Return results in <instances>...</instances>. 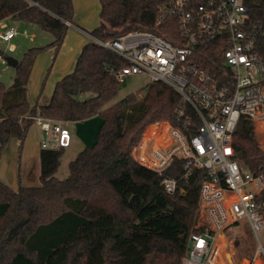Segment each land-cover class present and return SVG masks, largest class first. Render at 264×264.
I'll return each instance as SVG.
<instances>
[{
    "label": "trees",
    "instance_id": "trees-1",
    "mask_svg": "<svg viewBox=\"0 0 264 264\" xmlns=\"http://www.w3.org/2000/svg\"><path fill=\"white\" fill-rule=\"evenodd\" d=\"M98 2L99 25L90 32L96 38L148 31L179 44L174 18L155 23L158 0ZM73 16L72 0H0V22L34 25L54 37L24 53L10 88L0 83V159L10 139L23 144L33 125L28 116L63 123L102 120L94 143L69 161L65 178L57 177L64 149L59 147L40 149L39 186L14 190L0 180V264H181L189 236L200 231L194 224L206 172L194 169L185 179L183 160L175 159L159 175L132 155L148 125L176 124L179 97L163 83L149 82L141 99L131 94L111 104L121 86L114 72L123 62L88 41L73 71L55 83L49 101H28L34 60L47 47L58 52ZM212 55L220 64V56ZM43 86L44 81L38 97ZM232 145L240 163L264 170V150L250 121H239ZM163 177L176 179L181 191L166 193Z\"/></svg>",
    "mask_w": 264,
    "mask_h": 264
},
{
    "label": "built area",
    "instance_id": "built-area-1",
    "mask_svg": "<svg viewBox=\"0 0 264 264\" xmlns=\"http://www.w3.org/2000/svg\"><path fill=\"white\" fill-rule=\"evenodd\" d=\"M158 1L155 23L174 18L179 44L148 31L103 40L76 28L123 62L114 72L119 83L144 74L179 97L176 124L154 125L133 156L159 175L175 159L183 160L185 179L194 169L206 172L195 226L200 231L189 236L181 264H218L224 232L241 222L256 240L252 260L261 257L264 264V170L240 163L232 145L241 119L250 121L264 141V0ZM16 35L14 26H1V41ZM28 118L47 136L41 149L69 146L70 133L60 122ZM161 185L169 194L181 191L176 179L163 177Z\"/></svg>",
    "mask_w": 264,
    "mask_h": 264
},
{
    "label": "rangeland",
    "instance_id": "rangeland-1",
    "mask_svg": "<svg viewBox=\"0 0 264 264\" xmlns=\"http://www.w3.org/2000/svg\"><path fill=\"white\" fill-rule=\"evenodd\" d=\"M73 1L75 13L71 24L74 26L68 27L58 52L55 54L53 48L47 47L36 57L33 62L34 64L31 73V80L34 82V84H36V86H38V93L40 85L44 81V86L41 93L42 96H45L46 94H52L55 83L61 78L62 75L65 74L67 63L68 65H71V70L69 73L73 71L77 57L80 53L79 50L82 49L81 47L84 43L88 42L87 37L79 32L77 28L90 33L99 25L100 4L98 0ZM84 5L91 6V9L90 15L86 16V18H82L85 21L81 23L77 21L80 16L78 15V12L76 13V9L79 10V8L84 7ZM7 24L17 27L18 35H16L9 42H3L0 40V50L4 53V55L10 56L17 61H20L23 58V55L27 50L31 48L47 46L54 40L52 34L44 32L34 25L22 24L15 21H7ZM11 45H14L15 47L13 50L10 49ZM14 77L15 69L8 66L0 57V83H2L5 88L8 89L12 86ZM149 81L150 78L144 74L126 78L125 81L121 83L118 93L111 101V104L131 94H136L137 98L141 99L142 95L144 94L145 87ZM27 92L29 93L28 95H31L35 92V86H33L32 83H29ZM101 122L102 120L100 117L95 116L86 121L80 123L77 122L75 125H73V127L65 126L72 133L74 140L70 147L63 149V155L61 157L60 165L57 171V176L60 179L67 176L68 163L75 158L78 151L85 147L91 146L94 143ZM158 123L160 122L148 125L143 130L140 139L149 133L152 126ZM74 131L76 136L74 135ZM253 132L256 142L260 147H263L264 141L262 136L256 130H253ZM46 138L47 136L43 132L40 139L45 140ZM8 154H11V152L9 151ZM5 156L9 157L7 154H5ZM1 179L7 185H10L9 182H6L8 181L6 177L1 176ZM10 179L12 180V186H14L15 176L14 179L10 176ZM196 223L197 218L194 227L196 226ZM221 244L222 250L218 264H251L256 251V240L245 222H241L237 226L233 227L229 232H224V238ZM248 255H251L252 258H250ZM258 259L260 261L262 260L261 257ZM254 264H259V262L255 261Z\"/></svg>",
    "mask_w": 264,
    "mask_h": 264
},
{
    "label": "crops",
    "instance_id": "crops-1",
    "mask_svg": "<svg viewBox=\"0 0 264 264\" xmlns=\"http://www.w3.org/2000/svg\"><path fill=\"white\" fill-rule=\"evenodd\" d=\"M72 3H73L74 13H75V6H74L73 0H72ZM90 9H91V6H87V5H84V7H80L79 10L76 9V13L78 12V15L80 16L79 19H77V21L81 22V23L84 22L85 20L82 18H86V16L90 15ZM7 21H9V19H5V20L1 21L0 27L2 25L13 26V25L7 24ZM15 28H17V27H15ZM83 45H82V47H83ZM14 48H15L14 45L10 46L11 50H13ZM80 50H79V52H80ZM32 69H33V65L31 67L29 78H28V81L26 84V90H28L29 83H32L33 86H35V92L32 93L31 95H28L29 93L27 92L28 101L30 102L31 105L35 104L36 97H37L38 99L36 102L39 104H44V103L49 101L51 95L46 94L45 96L40 95L38 97V86H36V84H34V82L31 80ZM70 70H71V65L70 64L68 65V63H67V68H65V74L64 75L68 74ZM64 75H62L61 78ZM60 123L64 128H66L69 131V129L65 126H68V127L72 126L73 127V125H75L77 122H64V123L60 122ZM42 133H43V131L41 130V128H39L38 126H35L33 124L30 127V129L27 133V136H26V138H25V140L21 146H20V143L18 140L10 139L8 141V145L5 148V150L3 151V154H2L1 159H0V180L2 181L1 176L6 177V179L8 180L6 182H9L10 185H8V186L11 187L12 189L17 190L20 187H37L40 185L39 153H40V149H41L40 143L43 141L42 139H40ZM69 133H70V144L68 147L71 146V144L74 140L72 133L70 131H69ZM74 135L76 136L75 131H74ZM9 151L11 152V154H8ZM5 154L9 155V157L5 156ZM10 176L13 179L15 176L14 186H12V180L10 179ZM3 183H5V182H3ZM255 261H257V262H259V264H261L259 259H256L254 261L252 260L251 264H254Z\"/></svg>",
    "mask_w": 264,
    "mask_h": 264
},
{
    "label": "water",
    "instance_id": "water-1",
    "mask_svg": "<svg viewBox=\"0 0 264 264\" xmlns=\"http://www.w3.org/2000/svg\"><path fill=\"white\" fill-rule=\"evenodd\" d=\"M0 57L5 61V63L8 66L12 68H15L18 63V61L15 60L14 58L4 55V53L1 50H0ZM21 227H22V223L18 225V227L10 234L9 237H13L14 235H16L20 231Z\"/></svg>",
    "mask_w": 264,
    "mask_h": 264
}]
</instances>
